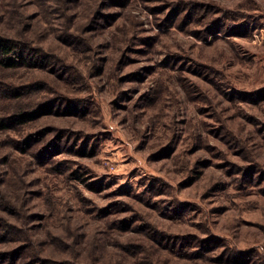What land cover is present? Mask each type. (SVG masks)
Listing matches in <instances>:
<instances>
[{"label": "rangeland", "instance_id": "rangeland-1", "mask_svg": "<svg viewBox=\"0 0 264 264\" xmlns=\"http://www.w3.org/2000/svg\"><path fill=\"white\" fill-rule=\"evenodd\" d=\"M192 1L109 0L96 49L64 44L68 66L43 71V93L78 100L28 130L48 128L43 166L15 154L36 223L72 216L106 239L107 262L122 242L152 243L135 230L151 222L163 250L139 264H264V0ZM72 67L85 80L69 86Z\"/></svg>", "mask_w": 264, "mask_h": 264}, {"label": "trees", "instance_id": "trees-1", "mask_svg": "<svg viewBox=\"0 0 264 264\" xmlns=\"http://www.w3.org/2000/svg\"><path fill=\"white\" fill-rule=\"evenodd\" d=\"M108 1L0 0V130H6L0 132V264H139L136 258L141 257V252L144 256L163 250L155 239L160 230L151 222L135 230L141 234L142 241L147 239L152 243L139 242L132 246L122 242L118 245L121 249L115 252V260L109 262L104 260L109 246L106 239L97 235L84 239L85 232L72 225V216L67 217L68 224L57 227L56 231L52 230L53 223L37 224L35 220L40 213L33 208L35 192L31 191L29 180L32 168L15 156L16 153L20 158L22 154L36 155L43 166V156L49 146L48 128L28 130L47 114L49 106L63 105L65 112H71L78 101L60 91L58 100L43 93V86L50 90L54 80L47 75L43 77V71L47 65L55 66L53 71L61 65L68 66L65 56L59 54L64 44L96 49L92 33L100 27ZM173 4V8L178 9L182 2ZM188 7L207 10L208 4L193 0ZM84 27L88 28L91 40L85 35ZM51 34L54 42L46 45ZM72 68L75 76L65 80L69 86L85 80ZM261 97L264 98V94ZM231 148L244 149L239 143H231ZM207 166L211 164L206 163ZM113 210L118 212L116 208Z\"/></svg>", "mask_w": 264, "mask_h": 264}]
</instances>
